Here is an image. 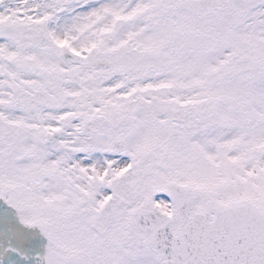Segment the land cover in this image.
<instances>
[{"label":"snow or ice","instance_id":"1","mask_svg":"<svg viewBox=\"0 0 264 264\" xmlns=\"http://www.w3.org/2000/svg\"><path fill=\"white\" fill-rule=\"evenodd\" d=\"M0 264H264V0H0Z\"/></svg>","mask_w":264,"mask_h":264}]
</instances>
